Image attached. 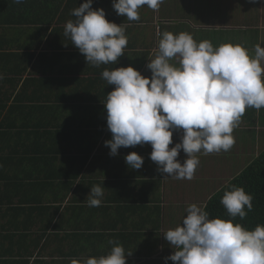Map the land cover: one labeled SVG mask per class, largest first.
Returning <instances> with one entry per match:
<instances>
[{
	"label": "crops",
	"instance_id": "1",
	"mask_svg": "<svg viewBox=\"0 0 264 264\" xmlns=\"http://www.w3.org/2000/svg\"><path fill=\"white\" fill-rule=\"evenodd\" d=\"M2 1L0 105H21L23 111L4 126L2 118L0 131L14 138L21 155L48 162L27 181L37 182V192L24 206L28 231L0 242V264H71L74 258L106 256L113 247L109 240L118 241L126 255L132 253L126 264H167L174 249L163 232L181 226L190 204L205 206L264 151V108L246 109L233 131L231 150L198 153L192 180L165 178L150 159V144L121 147L118 156L110 155L105 141L112 133L103 102L115 86L101 74L132 66L150 78L147 65L158 50L156 25L160 32H188L214 46L241 44L254 55L257 43L264 47V0H164L159 11L142 6L138 21L117 15L113 0H93L92 8H103L110 22L123 24L128 37L124 55L98 67L87 65L64 32L56 34L69 20L75 22L72 11L86 0H36L23 16L11 0ZM182 135L183 130H175L169 147ZM131 152L144 157L138 170L125 162ZM177 159H187L183 150ZM98 184L104 187L102 205L88 207L85 200Z\"/></svg>",
	"mask_w": 264,
	"mask_h": 264
},
{
	"label": "clouds",
	"instance_id": "2",
	"mask_svg": "<svg viewBox=\"0 0 264 264\" xmlns=\"http://www.w3.org/2000/svg\"><path fill=\"white\" fill-rule=\"evenodd\" d=\"M17 4L24 0H15ZM164 0H113L117 15L128 21L140 19L142 6L159 11ZM86 0L73 9L75 22L66 23L64 36L84 55L87 65L116 63L128 44L125 26L110 22L103 8L93 9ZM158 50L145 77L132 66L105 69L102 78L114 90L104 103L107 128L112 138L105 141L111 156L121 147L150 144V159L165 178L192 180L203 154L227 152L235 144L232 135L247 108H264V47L257 43L254 55L241 44L197 42L188 32H157ZM4 77L0 74V80ZM183 130L180 143L173 132ZM181 150L187 159L177 158ZM130 169L138 170L144 157L131 152L124 157ZM104 187L94 185L86 198L88 207L102 205ZM229 217L246 218L253 210V196L243 187L231 186L221 199ZM181 226L163 232L174 249L165 260L178 264H264V225L248 230L232 219H210L205 206L193 203L186 209ZM106 256L71 264H126L128 256L116 240Z\"/></svg>",
	"mask_w": 264,
	"mask_h": 264
},
{
	"label": "trees",
	"instance_id": "3",
	"mask_svg": "<svg viewBox=\"0 0 264 264\" xmlns=\"http://www.w3.org/2000/svg\"><path fill=\"white\" fill-rule=\"evenodd\" d=\"M8 1L3 0V5L8 3ZM34 1L36 0H24V3L17 4L15 0H11L10 4L13 3V9L19 10L21 16H23L29 9H34ZM26 4L30 6L28 8H26L27 6L21 7V5ZM1 7L3 6L1 5ZM158 28L159 26L156 25L157 39ZM57 30L55 28V31ZM64 30L65 28L61 27L56 34L59 31L64 32ZM48 46L52 47V43L48 42ZM34 109L35 107L29 108V111L33 112ZM22 111L23 106L21 105H12L11 107L8 104L0 105V120L4 118L1 126L9 122L11 115ZM13 141V137L7 138L4 132L0 131V242L11 241L16 236L20 238L22 229L28 231L26 227L27 222L23 217V212H26L24 206L28 202V195L37 192V182L33 180L28 183L27 181L31 180V177L37 171H43V168H38L40 164H47L48 162L47 158H43L42 160H37L35 157L28 159L29 155H21L19 150H16L19 149V145L14 144ZM57 160V156L53 155V161L56 162ZM33 162H36L34 165H38L34 168L25 169L24 163L25 165H33ZM28 170L31 174L30 177L27 175ZM232 185L243 187L246 193L253 196V210L249 211L243 220L238 216L235 218L229 217L226 208L221 204L224 193L231 190ZM205 211L210 214V219L217 217L224 220L232 219L234 223H239L248 230H254L257 225H264V151L207 201ZM12 230L15 233L11 234ZM25 237L24 235L23 239ZM167 264H178V262L169 260Z\"/></svg>",
	"mask_w": 264,
	"mask_h": 264
},
{
	"label": "rangeland",
	"instance_id": "4",
	"mask_svg": "<svg viewBox=\"0 0 264 264\" xmlns=\"http://www.w3.org/2000/svg\"><path fill=\"white\" fill-rule=\"evenodd\" d=\"M168 256H169V254H168Z\"/></svg>",
	"mask_w": 264,
	"mask_h": 264
}]
</instances>
